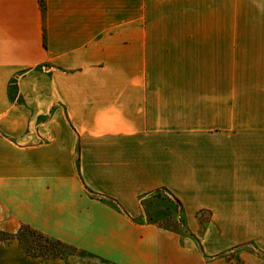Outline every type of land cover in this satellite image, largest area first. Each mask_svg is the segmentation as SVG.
Returning a JSON list of instances; mask_svg holds the SVG:
<instances>
[{
    "label": "crops",
    "instance_id": "1",
    "mask_svg": "<svg viewBox=\"0 0 264 264\" xmlns=\"http://www.w3.org/2000/svg\"><path fill=\"white\" fill-rule=\"evenodd\" d=\"M159 192L186 231L140 222ZM0 235V264H264V0H0Z\"/></svg>",
    "mask_w": 264,
    "mask_h": 264
},
{
    "label": "rangeland",
    "instance_id": "2",
    "mask_svg": "<svg viewBox=\"0 0 264 264\" xmlns=\"http://www.w3.org/2000/svg\"><path fill=\"white\" fill-rule=\"evenodd\" d=\"M145 218L140 222L160 225L165 228L173 229V231H186V223L184 220L182 205L173 197H169L164 193H156L144 202ZM208 216H201L202 221H207ZM3 238L0 235V239ZM20 244L29 251L42 252L44 254H55L57 252L63 257H67L71 253L70 248H58L52 241L39 235L37 232L24 228L17 236ZM198 240V239H197ZM199 241V240H198ZM236 253L231 257L238 259ZM239 260V259H238Z\"/></svg>",
    "mask_w": 264,
    "mask_h": 264
},
{
    "label": "trees",
    "instance_id": "3",
    "mask_svg": "<svg viewBox=\"0 0 264 264\" xmlns=\"http://www.w3.org/2000/svg\"><path fill=\"white\" fill-rule=\"evenodd\" d=\"M24 228H28V229H30L29 227H22L21 229H20V231H19V233L17 234V236L21 233V231L24 229ZM32 230V229H31ZM34 231V230H33ZM36 232V231H35ZM38 233V232H37ZM39 235H41L42 237H44V238H46L47 240H50V241H52V244H55L56 246L55 247H61V248H68V246L67 245H65L64 243H62V242H60V241H58V240H56V239H53V238H50V237H48V236H45V235H43V234H40V233H38ZM23 247V246H22ZM57 247V248H58ZM23 249H24V251L27 253V255H29V256H32V257H40V258H63V256H61L60 254H58L57 252H55V254H49V255H47V254H44V253H42V252H33V251H29L28 249H25L24 247H23ZM71 252H73V250H71Z\"/></svg>",
    "mask_w": 264,
    "mask_h": 264
}]
</instances>
